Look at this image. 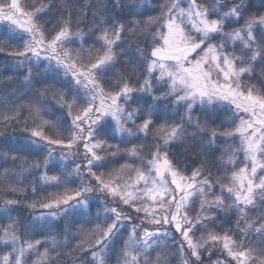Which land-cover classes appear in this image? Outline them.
Here are the masks:
<instances>
[{
	"label": "snow or ice",
	"instance_id": "6c2138e0",
	"mask_svg": "<svg viewBox=\"0 0 264 264\" xmlns=\"http://www.w3.org/2000/svg\"><path fill=\"white\" fill-rule=\"evenodd\" d=\"M85 9L0 0V264H264V0Z\"/></svg>",
	"mask_w": 264,
	"mask_h": 264
},
{
	"label": "trees",
	"instance_id": "16d2710c",
	"mask_svg": "<svg viewBox=\"0 0 264 264\" xmlns=\"http://www.w3.org/2000/svg\"><path fill=\"white\" fill-rule=\"evenodd\" d=\"M21 2L32 3L33 0H21ZM55 3L60 5V10L65 12V14L67 12V6L69 5L74 10V13H79L82 9H85L86 5L106 4L109 7L111 6V0H55ZM52 15L58 16L59 13L56 9H53ZM0 39H3V37H0ZM13 46H16L15 42ZM85 47H87V44H85ZM124 60L125 57H121V64L124 63ZM10 76L15 78V83L8 80V77ZM20 79H22L21 70L17 69L14 63V58L0 54V96L6 95L14 88L18 87ZM25 135L26 134L22 131V122L20 126L8 127L7 129H4L2 126H0V156L10 155L12 147L18 146L16 145V141L18 139L22 141ZM173 151H183V148L181 147L173 149ZM190 155L194 156L195 153H190ZM190 162L191 161H189V163ZM12 166L13 162L10 159L7 161V163H5L4 159H0V173H2L5 168H12ZM35 180L36 176H29L27 177L26 183L31 185V183H33ZM48 191H53V189H48ZM28 199H33V197L30 195V189ZM21 211L24 216H28L30 214V210L28 209H21ZM12 215L15 214L13 213ZM6 222V219L0 220V224Z\"/></svg>",
	"mask_w": 264,
	"mask_h": 264
}]
</instances>
